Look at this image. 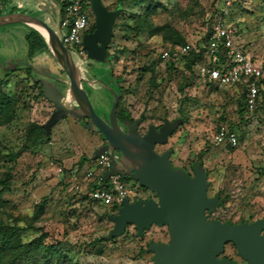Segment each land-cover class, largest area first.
Returning a JSON list of instances; mask_svg holds the SVG:
<instances>
[{
  "label": "rangeland",
  "instance_id": "rangeland-1",
  "mask_svg": "<svg viewBox=\"0 0 264 264\" xmlns=\"http://www.w3.org/2000/svg\"><path fill=\"white\" fill-rule=\"evenodd\" d=\"M120 1L103 3L115 10ZM34 4L14 0L9 5L0 3V10L39 17L42 12ZM122 8L109 45L114 56L112 74L122 80L121 108L129 110L133 119H143L142 132L151 124L160 126L182 117V110L187 112L188 120L166 144L158 145L157 151L171 149L173 164L191 174L193 164L202 161L209 173V195L221 194L224 204L219 210H227L233 221L252 222L263 217L264 174L260 167L264 162V102L251 113L244 106L241 86L216 89L198 82L187 62L170 66L160 51L165 42L175 39L174 30L190 37L192 45L202 43L213 22L224 16L237 41L264 67V0H122ZM157 27L160 33L154 34ZM30 31L31 27L23 23L0 26L1 79L7 72L2 66L24 65L0 81V97L12 100L8 114L0 113V221L26 226L22 236L25 242L44 232L46 241L63 248L73 264H153L148 243L168 242L167 226L153 225L138 237L136 227L129 225L122 236L92 244L114 226L107 215L112 214L110 210L90 201L85 190L78 188L87 186L82 179L90 166L82 165L81 159L92 156L101 146L99 135L86 129L82 120L66 116L47 138L34 143L40 133L38 126L50 118L54 105L41 93L32 74L47 59L54 71L62 68L53 54L38 51L30 55L26 39ZM72 56L87 66V56L80 58L73 50ZM86 87L91 94L97 92L96 98H107L106 92L95 91L88 84ZM223 123L233 124L238 133L236 148L215 142L217 127ZM13 152H20L15 163L9 158ZM128 180L139 192L136 179ZM140 194L157 199L150 191ZM226 254L241 262L231 244Z\"/></svg>",
  "mask_w": 264,
  "mask_h": 264
},
{
  "label": "water",
  "instance_id": "water-1",
  "mask_svg": "<svg viewBox=\"0 0 264 264\" xmlns=\"http://www.w3.org/2000/svg\"><path fill=\"white\" fill-rule=\"evenodd\" d=\"M89 2L95 29L84 35L87 60L108 63L111 61L109 45L121 7L109 10L103 0ZM12 23H23L38 31L69 78L66 89L50 80L42 83L44 96L54 105L50 118L43 124L46 134L49 135L66 116L88 119L84 127L100 131L107 139V143L94 150L91 160L105 152H109L113 160L111 170L105 173L103 185L107 184L110 175L120 173L126 178L134 177L144 188L158 195V200L126 198L118 211L109 216L114 226L104 240L122 236L129 225L136 227L138 237L153 225L168 226L169 242L150 241L148 244V250L153 253V264H233L228 259L218 258L225 243L230 241L236 244L239 255L249 264H264V217L251 223L209 221L207 212L220 207L221 201L217 195H208L209 173L204 163H195L191 174L174 166L171 149L163 153L157 151V145L166 144L184 123L182 117L166 120L159 127L151 124L145 134L140 133L142 119L128 117L124 121L128 130L124 132L117 116L121 93L114 81L111 86L100 79H87L81 64L73 58L58 32L40 17L25 12L0 14V26ZM2 67L7 71L5 75L17 68ZM83 81L99 82L111 93L109 123L96 113ZM116 150L120 151L119 155Z\"/></svg>",
  "mask_w": 264,
  "mask_h": 264
},
{
  "label": "built area",
  "instance_id": "built-area-1",
  "mask_svg": "<svg viewBox=\"0 0 264 264\" xmlns=\"http://www.w3.org/2000/svg\"><path fill=\"white\" fill-rule=\"evenodd\" d=\"M63 3L65 16L59 25L61 39L80 58H84L87 56V51L83 45V39L92 25L93 13L90 2L89 0H63ZM227 13L226 9L225 14ZM192 46L191 43L182 46L170 45L164 50L163 57L166 61L178 63L182 56L188 54ZM243 47L236 39L235 30L226 23L224 16H220L213 24L208 41V64L198 65L196 70L203 82H208L219 89L244 84L246 106L249 111H253L264 98L262 94L264 84L261 82L264 79V68ZM214 139L220 145L237 147L240 143L236 130L224 123L219 125ZM112 166L113 160L109 152L91 160L82 179L87 186L85 188L78 186V188L81 191L85 190L84 194L93 202L105 207H117L118 211L126 198L136 200L141 197V194L140 191H135L133 181L120 173L110 175L107 184L103 185L105 173L111 170ZM261 169L264 172V162ZM74 180L76 181L77 178L75 177Z\"/></svg>",
  "mask_w": 264,
  "mask_h": 264
},
{
  "label": "trees",
  "instance_id": "trees-1",
  "mask_svg": "<svg viewBox=\"0 0 264 264\" xmlns=\"http://www.w3.org/2000/svg\"><path fill=\"white\" fill-rule=\"evenodd\" d=\"M0 3L9 5L11 1L8 0H0ZM1 6V5H0ZM119 7H121V14L123 13L122 8V0L119 3ZM0 14H3V12L0 10ZM65 14L63 15L64 18ZM215 22V21H214ZM213 22V24H214ZM213 24L208 31V33L204 36L202 43H199L198 45H193L188 52V54L182 56V58L179 60L178 63H175L171 60H168V64L170 66H177L180 63H186L188 64V67L191 69V72L193 76L195 77V80H198V82L205 83L206 85H211L208 82H203L198 74H197V66L201 64H208V58H209V50H208V41L209 37L213 30ZM117 27V25L115 26ZM95 25L92 26L91 31H94ZM161 28L157 27L153 30L154 34L160 33ZM174 36L175 39L170 40L171 42L167 41L163 45V48L160 51L161 57H163V52L165 49H167L170 45H185L187 43H190V37H188L185 34H181L179 31L174 30ZM26 39L29 43V53L30 55H34L38 51H43L46 49H49L47 46L45 38L36 30L31 28V31L26 35ZM167 39V38H166ZM114 56H112V59ZM264 68V67H263ZM12 72H9L5 78L1 79L5 80L8 76H10ZM122 80H117L118 88L121 93V98L117 106V112L121 113L123 118H133L132 114L129 110L121 108V101L123 98L122 88L120 87L119 83ZM35 82V81H34ZM261 82L264 84V79L261 80ZM35 83L40 84V91L43 94V86L41 83L36 81ZM261 85V84H260ZM213 86V85H212ZM238 86H241L244 100L246 96V87L244 84H238ZM215 87V86H214ZM218 89L217 87H215ZM262 94H264V90H262ZM44 95V94H43ZM6 99L3 97H0V113L3 115L8 114V112L11 109L12 100L11 98L5 96ZM264 102V99L258 104L255 110L249 111L246 102H244V106L249 112L256 111L259 106ZM182 117L184 119V123L188 120L189 114L187 112H184L182 110ZM143 120V119H142ZM233 124H230L229 126L231 129H234L232 127ZM219 127V126H218ZM217 127V129H218ZM40 133H38L34 137V143L37 144L47 138L49 135L46 134L45 128L43 127V124L38 126ZM235 130V129H234ZM51 134V133H50ZM232 148H236L231 146ZM20 156V152H13L9 155L11 162H16L17 159ZM91 162V156H83L81 159L82 165L88 164ZM202 162V161H198ZM196 162V163H198ZM195 164V163H194ZM193 164V165H194ZM13 165L9 167V170L11 171L13 169ZM261 169V167H260ZM186 170V169H185ZM262 174H264L263 171H261ZM11 177V174L9 173V179ZM130 177H127V179ZM134 178V177H133ZM137 181V180H136ZM139 184V191L145 192L150 191L147 188H144L138 181ZM91 185V184H90ZM95 186V185H91ZM98 187V186H97ZM221 201V205L224 204V200L221 198V194H217ZM86 198V197H85ZM92 201V200H90ZM93 202V201H92ZM95 203V202H94ZM112 214L116 213L117 207H107ZM110 216L111 214H107ZM31 227V224H30ZM28 228L26 226H20L18 223L15 222V224H7L4 221H0V264H73L72 260L70 259L69 255L61 248L58 244H51L46 241L47 234L42 232L38 237H35L31 241L25 242L23 240V232L26 231ZM104 240V237H98L96 238L92 244L96 245L98 243H101ZM149 244V243H148ZM148 250V249H147ZM149 251V250H148ZM150 252V251H149Z\"/></svg>",
  "mask_w": 264,
  "mask_h": 264
},
{
  "label": "flooded vegetation",
  "instance_id": "flooded-vegetation-1",
  "mask_svg": "<svg viewBox=\"0 0 264 264\" xmlns=\"http://www.w3.org/2000/svg\"><path fill=\"white\" fill-rule=\"evenodd\" d=\"M30 1L31 2H35L34 5H37L38 8L40 9V11L42 12L39 17L41 19H43L44 21H47L51 26H53L54 29L57 30V32L59 33V35L61 37V30H60V26L59 25H60V22H61V20L63 18V15H64V3H63V0H56V1L55 0H30ZM11 2H14V0H12ZM93 17L94 16L92 15V25H91L90 29L87 31V33L93 32V31H91L92 26L95 25V19ZM68 48L72 52L71 47H68ZM41 53L42 54H46L47 56L52 54L50 49L43 50ZM110 58H111V61H112V55L111 54H110ZM54 60H55V63L59 64L56 59H54ZM111 61L108 62V63H106V62L100 63V62H94V61H88L87 62L86 61L87 62V66L80 63L81 64L80 67H81V70H82V73L84 74V76L87 79H89V80L93 81V80L100 79V80H103L104 82L110 84L111 86H112V82L114 81L118 85L117 79L112 74ZM59 66H60V64H59ZM23 67H24V65H23V63H21L16 69H20V68H23ZM32 68H33V66H31V69ZM106 69H108L110 71V73L109 72L106 73ZM32 78H33V80L35 82L38 81L41 84L43 83L44 80L53 81V82H55L57 84L58 87H62L64 89H66L68 87V85H69V78H68L66 72L63 69L60 72L54 71V69L52 68L51 62H49L48 59H47V61L45 60V62H42V65L36 66V70H34V72L32 74ZM87 84L90 87H92L93 89H95V91H104V92H106L107 98L102 96V95H100V96H98L96 98L95 94L97 92H94V93L91 94L89 92L88 88L86 87ZM83 85H84L85 89L87 90L91 101H92V99L94 100V103L92 102V105H93L96 113L98 115H100L104 121L109 123V111H110V106H111V103H112V95H111V93L108 90H106L102 86V84L99 83V82L89 83L87 81H83ZM94 104H96V106H94ZM117 116H118V120H119L121 129L124 132L127 133L128 129H127V127L124 124L125 118H123L121 113H118V112H117ZM80 120H82V124L83 125L85 123L89 122V120L86 119V118L85 119H80ZM94 132L99 135V137H100V139L102 141V144L107 143V139L104 137V135H102V133L100 131L96 130ZM140 133L141 134H145L146 132H142L140 130ZM115 153L119 155L120 151L116 150ZM174 166H176V165H174ZM187 172H189V171H187ZM150 192H152V191H150ZM152 193H154V192H152ZM154 194H156V193H154ZM208 195H209V193H208ZM156 197H157L156 200H158V195ZM210 197H214V196H210ZM140 198L147 199V198L143 197L142 195H141ZM137 199H139V198H137ZM221 206L222 205H220V207ZM220 207L216 208L212 212H207V219L209 221L220 220L221 222L230 221V222H233V223L248 222V221H242V220L239 221V222L233 221L230 218L231 216H228V211L225 210V209L224 210H219ZM263 217H261V218H263ZM248 223H251V222H248ZM168 242H169V240H168ZM229 244L234 246L236 248V250H237V253H238V249H237L236 244L234 242L230 241L228 243H225L224 248H223L222 252L220 253V255L218 256V258L219 259H226V260L228 259L233 264H242V261L245 262L246 264H249L248 261H246L245 259H243L239 255V253H238V255L241 258V262L238 261L237 259H235L232 256H228L226 254V250H227V246Z\"/></svg>",
  "mask_w": 264,
  "mask_h": 264
}]
</instances>
